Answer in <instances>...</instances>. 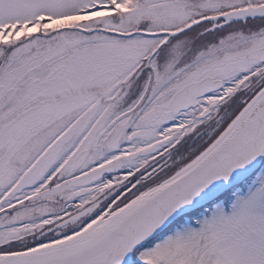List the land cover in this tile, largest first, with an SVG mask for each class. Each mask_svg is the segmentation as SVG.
<instances>
[{
	"label": "snow or ice",
	"instance_id": "snow-or-ice-1",
	"mask_svg": "<svg viewBox=\"0 0 264 264\" xmlns=\"http://www.w3.org/2000/svg\"><path fill=\"white\" fill-rule=\"evenodd\" d=\"M0 264H264V0H0Z\"/></svg>",
	"mask_w": 264,
	"mask_h": 264
}]
</instances>
